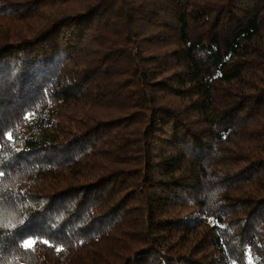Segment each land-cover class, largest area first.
I'll return each instance as SVG.
<instances>
[{
	"label": "trees",
	"instance_id": "1",
	"mask_svg": "<svg viewBox=\"0 0 264 264\" xmlns=\"http://www.w3.org/2000/svg\"><path fill=\"white\" fill-rule=\"evenodd\" d=\"M0 133V264H264V0H0Z\"/></svg>",
	"mask_w": 264,
	"mask_h": 264
},
{
	"label": "snow or ice",
	"instance_id": "2",
	"mask_svg": "<svg viewBox=\"0 0 264 264\" xmlns=\"http://www.w3.org/2000/svg\"><path fill=\"white\" fill-rule=\"evenodd\" d=\"M26 120L28 119V115H25V117H24ZM3 134L2 133H0V136H2ZM11 138V137H10ZM13 227H15V225H13ZM42 243H44V244H49V242L47 241V240H43V241H41ZM37 243V241L36 240H34V239H26V240H24L23 241V244L21 245L24 249H26V250H29V249H31L35 244ZM49 246L50 247H52V245H50L49 244ZM55 250L57 251V252H60V251H62L63 249L61 248V247H55ZM249 264H251V261L249 262Z\"/></svg>",
	"mask_w": 264,
	"mask_h": 264
}]
</instances>
